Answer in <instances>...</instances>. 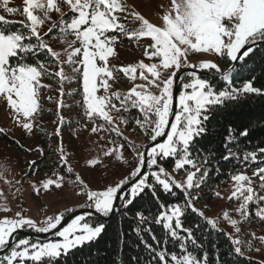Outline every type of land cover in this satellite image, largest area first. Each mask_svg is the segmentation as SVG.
<instances>
[{
  "label": "snow or ice",
  "instance_id": "snow-or-ice-1",
  "mask_svg": "<svg viewBox=\"0 0 264 264\" xmlns=\"http://www.w3.org/2000/svg\"><path fill=\"white\" fill-rule=\"evenodd\" d=\"M5 5L7 0H4ZM72 13L71 19L68 14L61 11L57 0H24L23 15L26 20L22 22L23 31H14L11 28L13 22L5 20L0 16V96H3L9 108L12 110L17 123L22 129L31 132L34 124L35 114L43 111L39 103V89L47 87L42 85V76L59 77L61 82V93L63 94V81H71V77L65 75L63 65H75L73 72H81L83 86V115L88 120L95 121L97 118L105 124L99 127L104 130L111 128V131L118 132L115 127L114 117L111 112L122 113L129 108H138L144 119L136 123L144 130L145 136L151 141H157L158 137L166 136L163 143H157L155 147L146 149L147 159L144 152H137L139 160L130 175L120 180L114 186H109L103 191H86L87 202L84 207L94 209L101 216L107 217L116 210L115 201L119 199L123 208H128L141 197L145 191L157 196V186L165 194L175 195L173 187L183 191L185 200L183 206L173 204L165 206L160 204L165 211L155 217H145L137 213L141 221L154 220L161 225L166 237L179 243L183 251L180 256L173 254L171 261L174 264H209L207 253L200 258L195 257L187 250L190 244L192 248L203 249L204 244L199 242L196 234L200 231V225L194 224L185 228L183 218L188 210L210 226L204 233L207 241L208 233L220 231L217 227L218 220L204 216V213L195 207L194 201L198 197L191 194L192 189H198L204 178L208 175V162L200 163L199 156L195 159L192 151L196 146L198 138L207 134L208 122L213 114L221 107H227L229 103H239L250 96H264V88H256L253 80H246L241 88L225 87L221 90H214L210 79L198 76L196 72H188L190 82H184L181 78L183 90L178 95L179 111L175 113V119L170 121L169 116L173 114L172 105L174 100L173 85L174 78L181 68H193L207 70L220 74L223 81L234 79L233 74L239 75L248 70V60L252 59L257 52L264 49V0H171L170 8L164 11L161 16L162 24L154 25L139 13H132L135 21L139 22L136 29H127L118 12L126 10L121 0H63ZM9 13L16 9L6 8ZM35 10L43 13V17L34 14ZM60 13L59 22H53L48 32L41 33L40 27L46 20L51 19L50 13ZM64 35H73L75 39L68 44L64 51L66 59L60 60V53L46 42V37L54 29ZM119 32L129 39L150 38L151 43L145 48L144 55L148 59H156L158 63L145 64L142 61L136 65H129L117 69L115 65L109 67L108 58L114 56V44L118 37L114 34ZM35 39V43H33ZM79 47H74L76 43ZM48 54L60 65L54 73L49 72L43 62L36 59L38 54ZM190 53H209L228 65L227 70L215 62L204 60L198 64L188 61ZM35 60V63L29 61ZM14 61V63H13ZM102 62V63H100ZM139 69V79L146 81L132 87L126 94L121 96L119 92H110L109 80H115V73L122 71L129 79H137L136 72ZM172 70L166 79L161 80V70ZM151 77V78H149ZM99 88H103L105 95L98 96ZM149 89H155V94ZM191 89V91H188ZM72 93H68L71 95ZM119 101V106L113 102ZM23 117V119H21ZM120 122L127 123L123 115L117 117ZM63 122V117H60ZM169 130L166 132L165 129ZM98 127L91 128L93 133ZM3 130L0 129V132ZM232 129L230 128V132ZM60 129L57 128L56 135L59 136ZM248 129L241 131V136H247ZM232 137L228 138L231 142ZM227 148V145H225ZM42 151V150H40ZM62 152V149H61ZM264 153V149H260ZM105 156L115 155L120 160L119 152L107 151ZM235 154L228 150L222 157L227 161ZM177 157L175 169L179 170L186 165H192L195 171L187 174L184 183L172 179L163 167L158 171L144 174L142 168H152L157 165V158ZM255 160V153L250 154ZM61 161L66 163L63 155ZM97 160L90 161L96 165ZM35 164L30 161L29 166ZM199 165V166H198ZM68 172L72 169L69 166ZM199 173V175H197ZM255 176L259 177L260 188L264 190V168L257 169ZM150 178L155 183L150 182ZM235 181L234 191L231 196L241 201L236 209L241 221L232 219L227 212L223 218L240 233L239 223L247 222L249 219V205L254 201H264V196H257L252 182L244 174H236L232 177ZM64 178L57 175L56 180L47 179L42 181V188L49 189L51 185L60 188ZM79 176L75 185L79 182ZM247 182V183H245ZM127 192H124L125 186ZM86 187V186H85ZM84 189H82L83 191ZM124 193V194H121ZM219 195V193H217ZM7 210V209H5ZM71 211V209L67 210ZM256 216L264 221V207L258 208ZM15 219H0V250L8 254L0 258V264H25L31 261L33 264H56L61 257L94 242L104 231L103 223L90 224L84 215L75 216L71 222L56 235L61 240L48 243H32L27 239L12 241V236L18 229L31 228L36 232H48L56 229L63 219L62 215L48 217L42 226H37L32 219L24 218L20 212L16 213ZM140 235L141 229L135 230ZM150 235L151 229H146ZM183 233V235H181ZM233 245L234 254L243 255L242 245L251 243L239 238H233L232 234H225ZM152 239L156 237L152 235ZM264 242V237L260 238ZM149 250L152 245L141 240ZM216 249V244L212 245ZM160 264H168L164 251L155 252ZM217 264H224L217 259Z\"/></svg>",
  "mask_w": 264,
  "mask_h": 264
},
{
  "label": "rangeland",
  "instance_id": "rangeland-1",
  "mask_svg": "<svg viewBox=\"0 0 264 264\" xmlns=\"http://www.w3.org/2000/svg\"><path fill=\"white\" fill-rule=\"evenodd\" d=\"M57 2L60 4L61 11L67 13L70 20L72 13L67 5L63 3V0H57ZM121 2L126 6V10L116 13V15L120 18V23H123L127 29L139 27V22L134 20L132 13H139L149 22L160 26L162 24L161 16L171 5V0H121ZM24 6V0H7L6 5L4 0H0V16L13 22L11 27L16 24L19 28H22V22L26 20L23 15ZM6 8L16 9V11L9 13ZM34 14L43 17V13L39 10H35ZM50 17L51 19L46 20L40 27L42 34L48 32L53 22H59L61 19L60 13L57 12L50 13ZM114 34L118 39L113 46L114 56L108 58L109 67L115 65L117 69H120L129 65H136L141 61L145 64L158 63V60L148 59L144 55L145 48L151 43L150 38L129 39L125 35H120L118 31ZM45 39L54 51L60 53V60L63 61L66 59L64 50L68 48V44L75 37L64 35L57 28ZM35 42V39H33V43ZM73 46L79 47V43L77 42ZM204 60L215 62L222 67L220 59L213 54L190 53L188 55V61L192 64H198ZM43 63L52 73L60 67L54 58ZM73 67L75 65H63L65 75L72 78L71 81H63V94L61 93L59 77L45 75L40 78L41 84L47 85V87L39 89V103L43 111L35 114L34 127L31 132L19 126L12 110L7 105L6 99L0 96V129L3 130L0 132V219H15L17 218L16 213L20 212L24 218L32 219L37 226H42L48 217H54L57 214L63 217L57 228L48 232H36L28 227L18 229L11 238L13 242L20 239H27L32 243H48L61 240L62 238L56 235L57 231H61L77 215H84L85 219L94 216L103 221L104 216L96 213L94 209L83 206L87 202L85 192L89 190L103 191L109 186H114L120 180L129 176L136 167L139 160L137 152L145 153L147 148L155 147L157 143H163L166 140V136H162L158 137L157 141L145 142L143 135H135L130 128L120 122L117 118L118 113L114 111L110 114L114 117L118 132L111 131L110 128V133H108L107 130L100 128V130L93 133L91 131L94 126L93 123L82 126L77 132L74 131L75 129L69 125L71 116L76 113V109L72 105L79 98V86L83 97V86L81 72H73ZM139 71L137 69V79L135 80L129 79L122 71H118L114 74L115 80H109L111 85L109 91L119 92L123 96L135 85L146 83V81L139 79ZM171 71V69L161 70L160 79H166ZM188 72H196L202 78L206 75L209 79L217 76L221 80L220 74L215 73V70L209 72L198 68H181L177 73V77L174 78L173 93L176 99V108L173 112L172 105L173 114L169 116L170 121L175 119V113L179 111L177 100L179 92L183 90L181 78L184 82H190L191 78L187 77ZM224 82L228 83L231 88H241L243 86V84H232L231 79ZM213 88L214 90H221L216 89L214 86ZM149 90L159 94L155 89ZM188 91H191V89ZM68 93L72 94L68 95ZM96 94L98 96L105 95L104 89L99 88ZM115 101L113 100L114 103H116ZM60 117H63V122H61ZM57 128L60 129L59 136L56 135ZM168 130V128L165 129L166 132ZM138 146L142 148V151ZM45 150L53 151V154L58 157L63 172L48 173V169L41 170L40 166H29V162L41 158ZM110 150L114 153L119 152L122 158L117 160L115 155L105 156L104 153ZM61 155L65 157L66 163L61 161ZM159 158L161 162H158L157 158V165L152 168L147 167L145 164L146 170L144 168L143 173L149 174L152 171H158L159 167H163L176 182L184 183L186 181L187 174H180L175 167L168 168L163 163V158ZM145 159H147L146 153ZM92 160H97L98 163L91 165L90 161ZM69 166L72 169L71 172L67 170ZM259 168L261 167H253L238 174L249 177L257 196H264V190L260 188L261 181L259 177L254 175ZM57 175L64 178L61 187L55 188L54 185H51L49 189L44 190L41 182L47 179L56 180ZM77 176H79L80 181L74 185L70 181H75ZM234 186L235 181L231 179L225 186L221 187L218 191L219 195L211 199L204 196L198 200L195 207L208 218L214 220L219 218L218 229L232 234L234 239L239 238L246 242L258 239L255 250L248 256L259 262H264V242L260 240L261 237H264V221H260L256 216L258 208L264 207V204L254 209L255 215L251 214L249 207V219L247 222L238 224L241 229L238 234L223 218V213L227 212L232 219H236L238 222L241 221V217L236 211L241 201L231 196ZM82 189L84 190L82 191ZM127 189L128 186L126 185L124 192H127ZM231 200L234 201L231 202ZM69 209H71V214L67 216L66 213L69 212L67 211ZM246 233H250L251 236L246 238ZM7 254L4 251L1 255Z\"/></svg>",
  "mask_w": 264,
  "mask_h": 264
},
{
  "label": "trees",
  "instance_id": "trees-1",
  "mask_svg": "<svg viewBox=\"0 0 264 264\" xmlns=\"http://www.w3.org/2000/svg\"><path fill=\"white\" fill-rule=\"evenodd\" d=\"M11 28L14 31L23 30L16 24H13ZM36 59L46 63L52 60V57L41 53L37 55ZM29 62L34 64L35 60ZM221 64L222 68L227 70L228 65L222 61ZM233 75L235 78L231 79L232 84L240 85L246 80L254 79L256 88H264V49H261L252 59L248 60V70L241 72L239 75ZM210 82L216 89L231 88L228 83L220 80L217 76L211 77ZM78 93L79 98L72 105L76 109V113L71 116L69 125L77 132L82 126L93 123L100 130L99 126L105 124V122L99 118L92 121L84 117L83 108L81 107L83 97L80 86ZM115 102L119 106V101ZM120 115H123L127 121V123L121 122L123 125L130 128L135 135H143L145 142H151L145 136L144 130L136 123L137 120L142 121L144 119L138 108H129L126 112L118 113V117ZM207 128V134L198 138L192 151L194 159L199 156L200 163L208 162V175L204 178L201 186L198 189L190 190L192 196L198 197L194 201L195 204L204 196L209 199L215 198L221 187L225 186L239 172L253 167L264 168V153L260 152V149H264V96H250L239 103H229L227 107L221 106L213 114ZM230 128L232 129L231 132ZM244 128L248 129L249 134L247 136L240 135ZM107 131L110 133V128ZM229 137H232L231 142H228ZM117 138L121 139L120 137ZM225 145H227V148ZM138 147L142 151V148ZM228 150L235 155L230 160L225 161L222 157L226 155ZM252 153L256 155L255 160L250 158ZM176 160L177 157L163 158V163L168 168H174ZM58 161V157L53 154V151L45 150L43 156L37 159L34 165L40 166L41 170L48 169V173L63 172V168ZM158 162H161L159 157ZM190 171H195L192 165H186L178 170L182 175L188 174ZM150 182L155 183L151 178ZM173 191L176 193L174 196L165 194L160 186H157L159 200L146 190L128 208H123L121 206L122 202L118 200L116 210L105 221H101L94 216L88 217L86 221L93 225L98 223L105 225L102 234L94 242L75 250L66 258H59L56 264H160L158 257L155 255V252L159 251L165 252L168 264H174L171 261L173 254L177 256L185 254L179 247V243L167 238L162 226L157 225L154 220L149 219L142 222L137 215V213H141L145 217H155L160 212L165 211V208L160 207L161 203L165 206L173 204L183 206L185 200L183 191L175 187H173ZM233 201L231 200V202ZM263 204V201L250 203L251 214L255 215L254 209ZM70 213L69 211L66 215ZM183 220L185 228L192 227L197 223L200 225V231L196 234V238L204 244V248L194 249L190 244L187 246V250L192 252L195 257L200 258L206 252L209 264H217V259L223 261L224 264H264V262H259L248 256L255 250L258 239H253L250 244L244 243L241 246L243 255L234 254L233 245L224 231L208 233L207 241H205L204 233L207 232L210 226L206 225L202 218L188 210ZM137 227L141 229L139 236L135 231ZM146 229H151V234L156 237L159 243L152 239V235L145 231ZM250 236V233L245 234L246 238ZM141 240L146 241L148 245H152L154 251L149 250ZM214 243L216 244L215 250L212 247ZM2 257L0 255V258ZM25 264H33V262L26 261Z\"/></svg>",
  "mask_w": 264,
  "mask_h": 264
},
{
  "label": "water",
  "instance_id": "water-1",
  "mask_svg": "<svg viewBox=\"0 0 264 264\" xmlns=\"http://www.w3.org/2000/svg\"><path fill=\"white\" fill-rule=\"evenodd\" d=\"M175 93H176V89H175ZM175 108H176V99H175V97H174V102H173V112H175ZM148 149V148H147ZM145 153H146V150H145ZM144 168H145V166L142 168V172H144ZM118 200L119 199H117L116 201H115V206L117 207V205H118ZM114 213V212H113ZM113 213H111L109 216H107V217H103L102 218V220H107L108 218H110L111 216H112V214ZM69 218H71V217H69ZM68 218V219H69ZM3 252H4V250H1L0 251V254H3Z\"/></svg>",
  "mask_w": 264,
  "mask_h": 264
}]
</instances>
